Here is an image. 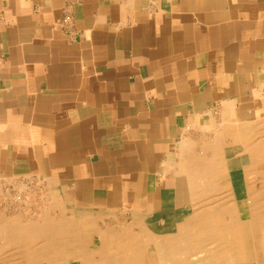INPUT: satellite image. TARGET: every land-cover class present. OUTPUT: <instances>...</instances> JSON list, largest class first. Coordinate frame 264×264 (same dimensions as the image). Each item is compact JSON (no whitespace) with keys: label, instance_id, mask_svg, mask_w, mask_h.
<instances>
[{"label":"crops","instance_id":"1","mask_svg":"<svg viewBox=\"0 0 264 264\" xmlns=\"http://www.w3.org/2000/svg\"><path fill=\"white\" fill-rule=\"evenodd\" d=\"M231 137L264 138V0H0V187L165 221Z\"/></svg>","mask_w":264,"mask_h":264},{"label":"bare ground","instance_id":"2","mask_svg":"<svg viewBox=\"0 0 264 264\" xmlns=\"http://www.w3.org/2000/svg\"><path fill=\"white\" fill-rule=\"evenodd\" d=\"M248 139L242 159L232 138L227 162L201 167L196 177L189 167L192 204L165 221L135 215L129 224L117 219L90 229L93 214L48 210L16 226L0 215V264H264V182L257 187L264 181V138Z\"/></svg>","mask_w":264,"mask_h":264},{"label":"rangeland","instance_id":"3","mask_svg":"<svg viewBox=\"0 0 264 264\" xmlns=\"http://www.w3.org/2000/svg\"><path fill=\"white\" fill-rule=\"evenodd\" d=\"M263 182L264 181L258 182L257 187L262 186ZM19 183H20L19 185H15L12 182L11 185H9V186L5 185L3 187H0V215H2L3 218L8 219V220L13 219L14 222L12 223V225L15 224L13 226H16V224L19 225L21 223L28 222L31 219L33 221L34 220H40L42 218L41 216H43L48 210H50L51 212L50 211L49 212L53 213V214H60V213L61 214L62 213L63 214H70V215H77V214L85 215V214H87V215L91 216V214L88 212H82V211L80 212V211L73 209V208L71 210V208L66 203L59 202V201L55 200L53 198L52 194L42 193L41 190L42 189L46 190V188H47L44 185H43V187H41L39 183L34 182V181H32V182L28 181L26 183L25 182H19ZM19 192L22 194L24 192V194L22 195ZM17 194H19V195H17ZM20 201H22V202H20ZM188 204L189 205L192 204V200L186 201V203L184 204L185 205L184 207H186ZM53 205L55 207L54 209L52 208ZM62 206H65L66 209L67 208L68 209L65 210V212H64L62 210ZM26 208H27V210H26ZM24 209L26 212H24ZM60 209H61V211H60ZM37 210H39V211L37 212ZM6 211H8V212H6ZM5 213L7 214V216ZM15 213H16V215H15ZM23 218L24 219L26 218V219L23 220ZM94 223H97V224L95 225ZM101 226L103 227L106 225H103L100 223L98 224V221L97 222L93 221L92 225H90L89 227H90V229H92V228H101ZM84 228H87V227L84 225ZM103 228H105V227H103ZM88 236H90V235L88 234ZM96 237L97 236L92 235V240H94L95 243L100 241L99 237L97 238L98 240L96 239ZM15 260H17V259L15 258Z\"/></svg>","mask_w":264,"mask_h":264}]
</instances>
